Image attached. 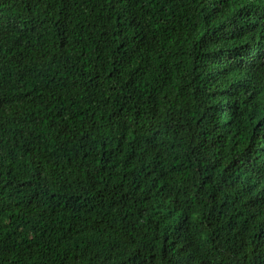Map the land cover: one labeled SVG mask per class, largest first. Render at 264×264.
Returning a JSON list of instances; mask_svg holds the SVG:
<instances>
[{
    "label": "trees",
    "instance_id": "obj_1",
    "mask_svg": "<svg viewBox=\"0 0 264 264\" xmlns=\"http://www.w3.org/2000/svg\"><path fill=\"white\" fill-rule=\"evenodd\" d=\"M0 264H264V0H0Z\"/></svg>",
    "mask_w": 264,
    "mask_h": 264
}]
</instances>
